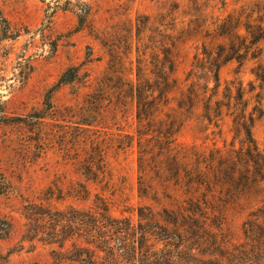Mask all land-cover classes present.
Instances as JSON below:
<instances>
[{"label":"rangeland","instance_id":"rangeland-1","mask_svg":"<svg viewBox=\"0 0 264 264\" xmlns=\"http://www.w3.org/2000/svg\"><path fill=\"white\" fill-rule=\"evenodd\" d=\"M241 1L249 0H224L225 6L220 0H1L11 31L19 36L0 41V264H51L57 245L24 236V208L45 204L47 189L59 210H86L93 195L100 194L110 199L114 217L134 223L138 208H171L167 200H145L138 193V124L128 91L136 83L137 48L144 55V75L152 80L164 75L172 45L175 77L183 81L202 45L212 50L226 44L206 33ZM258 47V60L246 63L237 75L245 84L254 79L251 70L257 64L264 67V41ZM237 67L235 62L225 64L221 81L232 79ZM72 69L78 71L77 78L56 87L60 76L67 72L70 77ZM193 125L178 134L173 152L190 172H181L175 180L166 162L165 175L150 172L144 186L151 185L159 197H184L187 175L201 172L213 194L209 202L220 215L208 226L213 240L225 251L243 244L247 251L240 256L246 264H264V219L257 223L253 216L258 209L264 215V185L246 187L240 175L233 183L230 171L216 167L214 144L228 148L233 141L227 125L221 127V136L216 128L200 133ZM252 135L264 149V117L255 122ZM90 153L104 158L112 186L83 174ZM80 185L91 192L89 201L73 197L75 192L82 197ZM196 191L194 196L204 188ZM243 222L250 229L247 235ZM201 241L200 250L210 247L209 237ZM152 242L162 247V241ZM72 244L84 242L73 236L65 248ZM210 252L198 258L210 257Z\"/></svg>","mask_w":264,"mask_h":264},{"label":"trees","instance_id":"trees-1","mask_svg":"<svg viewBox=\"0 0 264 264\" xmlns=\"http://www.w3.org/2000/svg\"><path fill=\"white\" fill-rule=\"evenodd\" d=\"M220 2L225 6L224 0ZM241 2L238 9L213 23L212 33H206L207 36L212 35L211 39H221L226 44L216 45L212 50L202 45L201 52L193 56L183 81L175 77L172 45L164 75L162 78L156 75L152 80L144 75V55L140 47L137 48L136 83L129 85L128 91L135 103L138 124L136 161L141 175L138 193L145 200H167L171 208H163L159 212L151 207L138 208L137 222L134 223L131 218L114 217L110 212V199L100 194L93 195L92 206L86 210L73 207L59 210L51 203L52 190L47 189L45 204H31L24 208V236L29 240L57 245L58 249L52 250L51 264L247 263L240 256L247 251L243 244L232 251H225V247L213 240L214 233L208 226L219 220L220 215L215 205L209 202L213 194L201 172L187 175L184 197L168 193L159 197L151 185L143 184L150 172L161 177L165 175L166 162H169L170 174L175 180H179L181 172H190L182 167L173 152L178 134L195 123L193 127H197L198 132L204 133L213 127L218 129L219 136L222 135L221 127L227 125L233 141L228 148L214 144L211 152L216 157V167L219 171H230L233 183L240 175L246 187L264 185V149H260L252 135L255 122L264 117V67L257 64L251 70L254 79L246 84L237 77L246 63L260 57L258 44L264 41V0ZM18 36L17 32L11 31L0 7V41L14 40ZM230 62L237 63V71L232 79L222 82L220 69ZM156 70L159 71L157 67ZM68 71L73 74L67 78V72L63 73L56 87L77 78L76 69ZM3 81L0 75V83ZM235 141L239 148H235ZM95 155H87L83 174L94 183L104 182L106 187L112 186L104 169V158ZM94 166L97 171L93 170ZM79 187L82 197L79 192H75L73 197L89 201L91 192L83 185ZM200 188H204V193L194 196L192 193ZM112 192L111 196H114ZM259 213L258 209L253 215L257 223L264 219L263 213ZM242 229L247 235L250 231L247 222H243ZM73 236L81 237L84 245L72 244L70 249L65 248ZM206 237L211 239L208 241L210 247L200 250L201 240ZM152 240L162 241V247L156 248ZM206 251H211L207 254L210 257L198 258ZM247 257H250L249 253Z\"/></svg>","mask_w":264,"mask_h":264}]
</instances>
